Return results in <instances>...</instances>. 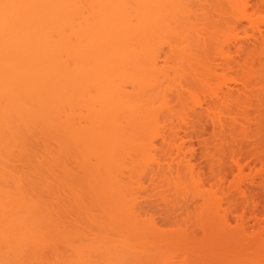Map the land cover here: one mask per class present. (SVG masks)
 Returning <instances> with one entry per match:
<instances>
[{
  "label": "rangeland",
  "instance_id": "rangeland-1",
  "mask_svg": "<svg viewBox=\"0 0 264 264\" xmlns=\"http://www.w3.org/2000/svg\"><path fill=\"white\" fill-rule=\"evenodd\" d=\"M127 1H128L127 2L128 4L129 0ZM136 1L138 2H136L135 4L136 5L137 3L139 4L140 1L139 0H136ZM250 1L253 6L256 3H259L261 1L264 2V0H250ZM228 3L229 2H227V0H193V3H191L192 4L191 8L193 9L192 13L193 12H194L193 14L196 13L195 15H198L197 16L198 20L199 19L200 20L198 21V20L191 19L190 16L187 17V20L188 18L190 20L188 21L185 20V22L187 21V23H185L186 26L184 25L183 27V25L181 24V22L184 24V20L179 22L182 25L180 27H182L181 29L183 30L182 32H180L182 33L180 37L179 36H177V38L175 37L176 40H173L174 38L173 39L169 38L170 40L172 39L171 41L176 42L174 43L175 45L178 44L177 47L181 43L178 49L182 47V43L185 40L184 38L188 39L187 42L190 43V46L187 43L189 46L187 48V51L190 48L189 52L192 53V54L190 53L189 58L188 57L186 58L188 61L184 58H183L184 59L183 61L182 57L180 58V55L178 54L181 51L177 53V56L176 54L174 55L173 53L171 54L169 50L170 47L167 44L168 41H166V45L164 44L165 43L164 40L166 39L161 40L164 42H160V43L150 42L156 45L146 47V45H144L145 39L148 40V37L150 38L154 36V34L145 36V39L143 37V40H140V42L143 41L141 43L137 42L139 41V39H137V41L134 40L137 43V46L140 47L139 54L141 53V55L143 56V58L142 56H140L141 57L140 63H144L146 66L150 62V60L152 61V58L148 56L149 53L151 55L153 53L154 55L152 56L154 57L153 59H156L155 56L157 55V57L161 59L160 62H163L165 59L167 60V56L173 55L172 57H170V59L172 58V60L164 61L166 63L163 64V67L161 66L159 68L160 73H162V75L164 73L165 81L163 80L162 75H160L162 79H160L159 76L158 78L155 76V78L160 79L161 83H165L164 85H166V82L170 80L169 82H167L170 87H167L168 86L167 85L165 88L166 90L168 88V91H169V88H172V90L170 89L169 91L170 93H172L173 91L175 92V88L178 87L177 85L176 87H174L173 85L174 82H176V84L179 82V77H178V81L176 80L177 76L181 75L180 76L181 78H185L188 75L187 77L189 78H185L184 79L185 81L183 79H180V80H183L185 83H188L187 82L188 80L192 82V83L189 82L190 86H188L191 88H188V87L187 88L188 90L191 89L193 90V92H195V95H196L195 101L192 99L190 100V98L188 99V97H186L188 99L186 100L187 104L185 101L186 98L184 99L183 102L178 103V101L180 100L178 96L176 95L177 98L176 97L172 98L171 104H170L172 106L169 107L170 105L169 103L167 104L166 102L167 100L164 101L162 97L159 100H158L159 98L158 97L157 101L154 98L155 101L158 103H156L150 97L147 100H144L143 97L140 99L141 101L137 99H136L137 101L133 100L132 97L135 99V97L137 98L138 96V95L134 96L136 92H134V95H131L130 100L132 102L135 101L133 102V105H136V107L138 106V109H139V105H141L140 110L144 109L143 108L144 106H146L145 108L152 107L154 109H157L155 111L153 109L154 112L157 111L159 115L161 114V118H162L161 120L159 118L160 116L157 113L155 114L153 113L154 115H152L153 119L159 118L160 120V122L156 125L155 128L152 129L151 127L152 135L154 136L152 137L151 135L152 139L159 137L158 139L161 140L162 136L170 137L173 134V132H175L174 133L175 135L176 133L178 135L179 132L182 133V129L180 128L181 122L179 120V117L181 115H184L182 113H185V112L187 113L188 111L190 115H194L193 117L191 116V119H192L191 125L193 123L194 126L192 125L191 129L188 131L193 136V137L190 136V138L192 139V140L190 139L191 141H195L196 143V141L198 142L200 140L202 142L198 144L199 147L196 146L197 150L195 149L197 152L195 153L196 156L197 155L199 156V157L197 156V158L199 159L198 160L199 162H196L195 164L197 163L198 165L200 164L199 165L200 170L204 171L207 175L208 183L206 184V187H205V191L207 190L205 193L209 194V196L211 195L210 196L211 203L210 202L209 203L211 205L212 204H215V205L223 204L224 208H227L229 207V205H232L233 207H235V209L237 208V210H235L236 212L233 210L234 208L233 209L231 208L232 207L231 206L229 210L230 209L231 211L233 210V213L227 210V212H230V214L227 213L228 216L221 215L220 218L217 217L218 219H216L215 217V220L211 218L210 220L207 218L210 216L209 214L204 213L203 211L201 212L202 208L200 211L193 209L191 207V203H188V201H186L185 199L186 196L184 197V199H185V202L187 203H184V201H182L183 195L181 196L180 195L181 193H178V192H182V191L188 192L187 190L190 188V187L188 189L186 188L188 186L186 183H189L188 181L190 180L189 178H187L189 180L186 179V177L188 176V173L184 174L186 175L184 182L187 185V186L184 185L185 187L181 184V182L183 181L179 182L178 179H175V181L174 180L171 181L170 178L168 177L164 178L163 176H161L160 179L159 178L157 179L156 177H154L155 179L154 178L152 179L151 178L153 177L152 171H149V176L147 174L145 177L143 176L141 177L137 169V167L140 164L142 166V164H144L145 162H151V163L156 162L157 160L161 159L163 155L167 157L166 153L168 152L167 154L169 155L172 151H170V148L168 146L163 147L159 145H158L159 148L158 146L154 147L156 145L154 146L151 145V146H148V148L143 146L146 149L144 148L142 149L141 146H138L141 143H138L137 139L135 140V137L136 138L140 137L138 133L134 135V137L131 135V137L134 138L135 140L134 144L137 145L138 143V145L137 146L136 145L134 146V144L132 146L130 145L131 147H129V149L126 150V152L131 158V162L128 161V159L130 160V158H127L126 160L127 163L123 162L124 165L126 164L125 165L126 168L128 167L131 168V166H134L135 168L134 164H137V167L135 169H137L138 176L135 172L136 174L134 178L135 180H132V182H129L128 183L129 185L127 184L128 185L127 187H131V189L128 188V191L130 190L128 194L130 192H133L132 195L133 194L134 195L132 196L130 193L131 197L128 196L126 200H123V194H120L122 196V199H121L120 195L118 196L115 194L117 193L115 188H111L108 185H105L103 187L102 185L96 186V184L93 182L94 176L92 177L90 175V172H91L90 169L92 168L90 167V169H87L88 167L86 166L87 164L86 161H88V164L89 162L93 161L92 154L90 152H87L88 150L83 149L84 147L82 146H75L72 142L73 139L67 140L68 137L65 136L62 132H60V130L62 129L58 127L59 126L58 124H62L65 118H69L71 122H73V121H76V117H78V119L80 118L81 121H83L81 122L79 120V124L80 122L81 123L87 122L88 121V119L86 118L87 113H84L86 111H83V112L81 111L82 113L80 111L72 112L73 114L71 115L74 116L75 118L74 119L72 118L73 116L69 115L70 114L69 111L66 110L67 111L66 113L65 110L61 109L60 110L61 121H57L55 123L56 121L55 119H54L55 121L53 119L49 121L46 120L47 122L46 124L45 121L40 119L43 117V116H40L41 115L40 109L34 108L33 109L34 114H29L28 118H26V120L23 121L25 122L26 125H24V123H21V122H19L21 123L19 124L16 120H10V118L7 119V126L4 125V127H5V131H7V133L9 132L10 133L6 134L5 132H3L4 136H2V138L5 137L4 143H7V146L11 145L10 146L11 148L15 146V142H18L19 145H17L18 148L17 146H15L16 147L15 151L14 149L12 151L10 147H9L10 149L8 148L6 149L5 147L4 148L2 147L3 148L2 149L0 147L1 151L4 150V152H0V154L6 153L4 155L5 160H6V155L11 153L9 154V158H7V162L3 163V161H5V160H2L4 159V156L1 157L2 159L0 160H2V163L0 161V165H1L0 170L3 175L6 173V170H7V176L5 175L4 177H6L7 180L10 181V185H11V186L9 184L7 185L11 187V190H10V187H7L8 189L7 191L15 192L16 190H13V188L16 189L19 183L21 182L20 183L21 192L23 190L22 186L23 188L25 187L26 191L28 192V196H27V192H25V189L23 190V193L20 192L21 194L25 193L24 194L26 195L25 200L21 199L19 194H18L19 199H16V200H19V202L23 200L21 203L27 201L25 202V204H28L27 198L29 197L30 199H33L32 202H34L32 203L31 200H29L30 205L32 204L35 205V203L37 202V204L34 206V209L39 206H42L44 208L41 211L38 209H35L36 210L35 211L34 209L31 210L33 206L30 207L29 205V207L27 208H30L31 211L29 210V213L33 212L32 214L33 216L27 213L28 210L27 211L25 210L27 208L25 209L20 208V211L23 209L26 211V214L29 215L27 216L23 212L24 217H22L21 212L20 211L18 212L19 210L18 208L23 207V206L19 204L21 206H18L17 208L18 210L16 211V208L14 210L13 206H11L12 205L11 201L13 198L10 199L12 195L10 198H8L10 199V203H11L10 206L12 208L11 209L7 208V212L13 209L14 211L13 210L12 211L14 212V215L11 213V211H9V214L11 213L10 214L11 219H10L9 218L10 215L7 213L8 222H7L6 231H7V235L8 236L10 235L11 237H13L14 240L13 238L7 236V240H6L7 244H4L5 241L0 244V250L2 252L3 250H6L5 252L0 253V254H3L2 256L0 255V264H80V262H82L85 259L84 257H81L83 256V254L81 256L79 255L81 254V252H83L84 254L88 253V255L89 253H91L94 255V256L92 255L93 258L96 257L99 259V260L96 259L97 261H95L94 260L95 258L93 259L92 257H90L95 261L93 262V264H116L117 260L113 261L115 260V258L113 257L117 256L115 255V253L119 251V250H116V247L117 249L119 247V249L123 250L120 253H122L124 257H129V261L126 262V264L128 263L129 264H153L151 263L153 260L151 261L150 259H152L151 257L154 255L157 256V259H156V256L153 257V259L155 258L157 260L156 262H154L156 264H264V243L261 242L262 243L261 245L260 242H255L256 240L255 241L247 240L248 242L247 241L244 242L241 240V237L243 236L242 233H244L245 231L244 232L242 231L241 234L239 232L240 229L241 230L246 229L247 232L248 230L251 231L253 235L256 232L259 233L261 231H264V37H262L260 34L254 35L253 33L255 32H252L249 28L247 29L248 25L247 23H245V21H242L243 18H241V16L239 15L240 13L238 14L237 12L236 14L238 15H235L234 13L232 14L233 8H231L232 9L231 10ZM136 5H133V6H136ZM254 10L257 12L255 6H254ZM253 11L251 10L250 14L253 15L254 14ZM233 12H235V10H233ZM238 16L240 19L237 18ZM256 16L257 18L260 17V19L262 20L261 23L262 25H264V10L259 11L257 15L255 13L254 18ZM191 20L193 22L197 21V24L192 22L193 29L196 33L192 32L193 30H191V27H192V24L190 23ZM238 20H241L240 22H242L243 26H239V27L237 26L238 27L237 29L233 26L235 23H233V25L231 23L234 21H238ZM228 21L231 23L229 24ZM227 23L230 25V27ZM161 24L162 22L160 23V25ZM194 24L197 26L194 27L195 26ZM158 26H159V23L157 27ZM176 26L178 28L179 25L177 24ZM174 27H175V24H174ZM248 30H250L251 32ZM230 35L231 36L238 35L239 38L244 41L243 42L244 46L241 52L239 51V49L235 47H231V48L228 47L229 42L226 39H228V36ZM156 37H154V39ZM235 38H238V37H235ZM177 39H178V42H177ZM202 39H204L205 42H203ZM231 39H234V38L231 37ZM170 40H169V44L170 43L173 44L172 42H170ZM135 42H133V44L136 45ZM230 42H233V41H230ZM163 44L166 48L162 46ZM199 44H201V46ZM133 46L130 49V51H132L133 49V53L131 52V54H134L135 52L134 50L135 48H133ZM149 47L150 49L154 47L156 50L154 49V51L151 50L148 52V50H150ZM220 48H223V49H220ZM215 49L217 52L215 51ZM217 49H220L219 52H221V50L222 52L224 51L225 54L218 53ZM193 55H196V56H193ZM229 59L231 60L234 59L233 60L234 62L229 63L230 61ZM198 62L201 63L199 65L203 64L204 67L203 66L198 67L199 66L197 65ZM144 64H142V66H144ZM175 64L178 66V67L175 66L176 70L173 68ZM161 68L164 69V71L161 72L162 70ZM198 68H200L202 72ZM126 73L128 74V76L126 74L127 76L126 78H129V80L135 77L134 74H132V72L130 73L133 76H129V72H126ZM133 73H136V72H133ZM177 73L178 74L180 73V74L178 75ZM139 74H138V77L140 78H142L141 75H144V73L141 75ZM165 75H167L168 78ZM146 76L144 75V77ZM144 77H143V80H144ZM129 87L130 86H128L127 90L132 91V89H130L131 87L130 88ZM160 87L162 88V86ZM230 89H233L231 91H234L233 95H236V98L235 96H230L232 98L231 99L229 98V94L232 93L231 91H229V94H228V90ZM235 90L237 91V93L235 92ZM238 90L240 92L239 94H238ZM225 95H226V99H225ZM70 99H73V98H70ZM142 99L144 100L145 103L143 102ZM161 99L165 103L162 102ZM186 105L188 106L186 107ZM161 106L168 107L169 110H167V108L165 109V107L163 110V107ZM171 108H173V110ZM76 109L78 110V108ZM159 109L160 111H158ZM196 109L198 111H196ZM162 110L164 111V113L162 112ZM170 110L172 112H170ZM49 111L50 109L47 110V112ZM38 112H40V115L38 114ZM157 115L159 117H157ZM184 116H186V114ZM35 121L36 123L37 122L42 123L43 121V123L46 124L44 125L45 127H48L49 125L48 122H52L50 124L55 128V130L54 128L52 130L50 128H45L44 126H43L44 129H43L41 126L43 130L39 128V131L41 129L42 132L41 133L39 132L37 134L36 132H38V130H36L37 127L35 125L36 124ZM58 122H61V123H58ZM30 123H35V124L32 126V124ZM75 124H78V123L75 122ZM51 125L49 126L51 127ZM104 127L101 126L100 131L105 133L106 131H102L103 129H106ZM107 128L111 131L112 127L109 128L108 126ZM2 130H4V128ZM116 130H112V131H115L116 133L118 132ZM153 130H155V132ZM123 132L117 133L119 134L118 137L120 139L123 137V136L121 137V134L122 135L126 134V131H123ZM128 132L130 133V131ZM144 132L146 133V131ZM191 132L192 133L194 132V133L192 134ZM108 133H110L111 136L112 134H114V132L112 133L108 132ZM131 134H132V131H131ZM66 135L68 134L66 133ZM176 136H174L173 138H175ZM180 136H184V134L182 133L178 137ZM9 137L12 140L10 139V141H7L8 139L6 140V138H9ZM114 137L115 135H113V138ZM131 137L129 138L131 139ZM195 137H197V139ZM130 139H127L125 141L128 142L130 141ZM180 139L181 137L178 140ZM180 141L178 143H180ZM187 141H189V138ZM114 142H116V140H114L113 143ZM43 143H45L46 145ZM21 145H24L25 148L24 149L22 147L19 148V146ZM111 145L115 146L116 144H111ZM114 148L115 147H113L112 149L113 151H114ZM21 151H23L24 153L22 152L21 154ZM85 152H87L86 153L87 155L90 154L89 155L90 161H89V158L87 160V157H86L87 155L84 154ZM173 158L175 159L176 156H174ZM171 160L172 159H169L167 163H171L172 161H173L172 164L177 163L175 162L176 159L172 161ZM6 163H7V166H6ZM3 164H5V166ZM123 164L121 163V165ZM107 165L103 166L104 170L110 169L111 165L110 166H107ZM124 165L121 166V169L125 168ZM78 167H81V168L77 169ZM82 167L86 168L85 172ZM112 167L114 166H111V168ZM117 167L120 170V167L119 166ZM114 170L116 169H113L112 171L114 172ZM124 171L126 172L125 169ZM157 176L159 177V175ZM4 177H1V179L3 180H0V181L4 182L6 180ZM13 177L15 179L16 177L17 179H19L18 181L17 179L15 180L18 183L17 187L15 184L16 182L13 181ZM167 178L171 182L168 181ZM151 179L155 181L153 182ZM9 181H6V183H9ZM11 181H13L12 183L14 182L15 183L12 184ZM177 183L178 184L180 183V186L182 185L183 188H179V185ZM242 185L255 190V192L253 194H250V196L247 199H243V197L239 195L234 196V193L235 195H237L236 192H238L237 190H239V188ZM133 187H136V188H133ZM137 187H140V188L138 189ZM178 189L182 191H179ZM190 189H189V195H192L190 193L193 191H191ZM147 190L149 193L147 192ZM18 191L20 190L18 189ZM11 192H9V194ZM177 193L181 197H179ZM106 194L107 195L113 194V196L112 198L111 196H109L111 199L109 197L107 199ZM185 195H187L188 199L191 197V196L188 197L187 193ZM21 197L23 198V196ZM135 197H136V200H135ZM113 198H114V201H112ZM109 199L113 202L111 204V207L106 206L107 204L105 203ZM190 199H189V202H190ZM16 200H13V202H15ZM122 200L124 202L129 200L126 203L127 204L129 203L128 206H130L129 208L131 209V211L129 209L128 210L130 212H133V214L136 213L134 217L132 218L131 217L130 218L121 217L120 218L121 216L120 214L122 213V210H124L125 207H127V206L124 207L123 205L124 202ZM131 200H134V201L132 202ZM19 202L17 201L16 204L13 203V205L15 204L17 207V203ZM104 203L106 205H104ZM102 204L104 205V207ZM115 204H117L118 206H116ZM187 204H189L188 208H187ZM8 205L9 203L7 204V206ZM133 205H136V206H133ZM211 205L208 204L206 206H211ZM100 206L103 208H101ZM39 208L41 209V207ZM93 208L95 210L99 208L101 211L102 209L105 208L103 212H101L103 216L101 214L95 216L94 213H91L94 210ZM186 208L189 211L186 210ZM91 209L93 210L91 211ZM208 209L209 208H207V210ZM128 210H125V211L128 212ZM133 210H135V212ZM184 210L186 211L185 213H184ZM187 211L188 213L190 212L188 215H187ZM16 212L20 213V215L17 213L19 215V217L18 215L16 216L17 218L14 217L16 215ZM99 212H96L95 214ZM183 213L187 216L185 215L183 216ZM100 216H102V218H104L105 220H108L109 222L107 221L108 223H105L104 219L101 220L99 218ZM105 217H108V218H105ZM19 218L20 220L21 219L23 220V221L21 220L23 223L22 222L20 223L19 221H17V219ZM95 219H98V221ZM122 219L124 220L122 221ZM99 220L101 221L99 222ZM110 220L112 221L110 222ZM217 220H220V221H217ZM98 222L105 223L103 224V227H106L107 225L106 230H105L106 233L109 234L112 232L113 235L114 233L116 234V236H114V240L116 241L112 240L113 242L111 241L109 242L107 240V243L109 242L112 244L110 246L111 247L110 250H107L110 244H106L104 242L105 246L103 245V247L108 246L106 248L107 251H110L108 252V254L112 255L114 253L115 256L113 255V257L107 256L108 258H105L106 257L105 254H107V251L106 252L104 251L105 249L102 250L105 252L104 254L105 256L101 253L100 254L98 253L99 251L98 249L100 248L102 249L103 247L102 246L98 247L95 245L97 242L96 240H94V238L95 237H96L95 239L98 238L95 232H99L98 234L102 233L101 236L99 235L100 237L104 236L102 237L103 239L99 237L101 241L104 240L105 237L106 238L108 237V236H105L104 234L105 232L103 233L104 231L103 227H102L103 231L98 229V226H99ZM155 223L158 228L152 229ZM19 224L21 225L24 224V225L20 226ZM134 225L136 227H134ZM138 225L143 226V227L146 226L147 228H148L147 225H149V229L146 228L149 231L144 230V232L146 231L145 234L142 233L143 231L140 233L139 231L141 229L140 228H139L140 230L138 229ZM23 226H25V228ZM132 227H134L135 229ZM197 227L200 228L201 232L204 231V229L207 230V232L206 231L203 232V236L207 235L206 238L208 242H210L209 240L211 241L217 240V236L218 234H220L219 231H222L226 228H232V229H235V231L236 229L237 230L239 229V230L238 232L231 234V236L229 235L230 236L229 238L227 236L229 240L228 239L225 240V237L223 238L220 237L222 238L220 240L222 241L225 240V241L223 243L221 241L220 244H218L219 246L214 247V248L213 246L211 248H206L207 245L204 243V238H202L203 243L201 241H198V243L196 244L198 246H195V244L193 246L191 243V245L188 244L187 246L185 245L181 247V246H178L179 243L176 244L177 242H179V240H183V241L185 240L184 238H186L187 230H190L189 233L193 234L194 231L199 230ZM99 228H101V226ZM27 229L29 230V232ZM143 229L144 228H142V230ZM15 230L18 233L14 232ZM3 231L4 230H2L1 232L2 233L5 232V236L4 234L2 235L6 237V231L4 232ZM155 231H156V234H155ZM162 231H163V235L165 236V238L166 239L168 238V240L170 239L169 242H171V244H173V246L176 247L175 249L171 246L174 249L173 251H172V248H171V251H169L165 247L166 246L165 243H167L168 240L166 241L165 239L166 242L164 243L163 242L164 238H162L163 239L162 242L164 244L160 242L161 237H164V236L159 235L160 233L162 234ZM90 232L93 233V234L91 233V236H90ZM189 233H188L189 238L187 237L186 239H190L191 235H189ZM23 234L26 237H24L21 243ZM82 234L85 235V237H86V234H88L87 239L89 238L91 245L90 243L88 244L86 242L87 246L85 247V243H84L85 240L86 241H89V240L83 239L85 237H83ZM150 234H152L151 236H154L153 238L157 237L158 240L157 238L155 240L152 237H150ZM168 235L170 236V238ZM233 235L236 236V240H234L235 237ZM3 236H0V237L4 239ZM246 236L249 237L250 235H246ZM63 237L66 238L67 241L70 238L69 241L71 242L68 241L67 243V241L63 239ZM92 237H93V240H92ZM252 237H254V235ZM237 240H239L241 243L240 244L239 242L237 243ZM185 241L188 242L189 240H185ZM172 242H176V243H172ZM180 242L182 243V241ZM104 243H100L97 245H102ZM203 245H206V246H203ZM120 246L122 248H120ZM147 247H151V248H148L146 250ZM85 251H87V253ZM112 251L114 252L111 253ZM162 252H164V254H162ZM159 253L165 257V258L164 257L162 258L163 261L161 258L159 259V257L161 256L159 255ZM101 255H103L104 258ZM118 255H119V252H118ZM89 256H85V257L89 258ZM82 258L84 259L81 260ZM132 259L135 261L132 262L131 261ZM122 264H125V263H122Z\"/></svg>",
  "mask_w": 264,
  "mask_h": 264
},
{
  "label": "bare ground",
  "instance_id": "bare-ground-1",
  "mask_svg": "<svg viewBox=\"0 0 264 264\" xmlns=\"http://www.w3.org/2000/svg\"><path fill=\"white\" fill-rule=\"evenodd\" d=\"M139 1H140L139 4L137 3V5H136L135 3L138 2L136 0L135 1L131 0L132 3L129 0L128 4H127V2H128L127 0H0V147L1 148L5 147L6 149L11 148L10 147L11 145L7 146V143H4L5 137L2 138V136H4L3 132H5L6 134L10 133V132L7 133V131H5V127H4V125L7 126V119L8 118H10V120H16L18 123L21 122V123H24V125H26L25 122H23V121H25L26 118H28L29 114H34V111H33L34 108H39L41 111V115H40V112H38V114L40 116H43L40 119L45 121V123L47 124L46 120L49 121L51 119H53V120L55 119L56 120V121L54 120L55 123L57 121H61V114H60L61 109L65 110V111L66 110L69 111L70 116H73L71 114H73L72 112H74V111L75 112L86 111L84 113H87V115L85 114L86 118L88 119L87 122L81 123L83 121H81L80 118L78 119V117H76V121H73V122H71V120L69 118H65L63 120L62 124H58L59 125L58 127L60 129H62V130H60V132H62L65 136L68 137L67 140L73 139L72 142L75 146H82V147H84L83 149L88 150L87 152H90L92 154L93 164H92V162H89V164H88V161H86L87 162L86 166L88 167L87 169H90V167L92 168L90 170H91V172L93 171L92 172L93 175L91 174V172H90V175L92 177L94 176L93 182L96 184V186L102 185V187H103L105 185H108L111 188H115L116 192H117L115 194L118 196L120 194H123V200H126V198H128V196H130V193H131V195L133 193V192H130L128 194V192L130 191V190L128 191V188L131 189V187H127V186L129 185L128 184L129 182H132V180H135L134 178H135L136 174L138 176L137 169H138V172L140 173L139 175H141V177L142 176L145 177L147 174L149 176V171H152L153 172V174H152L153 177H151L152 179L154 177H156L157 179L158 178L160 179L161 176H163L164 178L168 177V178H170L171 181H173V180L175 181V179H178L179 182L183 181V182H181V184L183 186L188 185L186 187L187 189L189 187L192 188V189L189 188L191 191H193L190 193L192 195H189V189L187 190L188 192H185V191L183 192L182 190L178 189L179 191H182L184 193L183 194L182 192H178V193H181L180 194L181 196L183 195V198H182L183 200L182 199L181 200L184 201V203H187V202H185V199H186V201H188V203H191V207L195 210L200 211L202 208L201 212L203 211L204 213H207L210 215L209 217H207L208 219L211 218V219L215 220V217H216V219H218L221 217V215L228 216L227 213L230 214V212H227V210L231 211V209L229 210V208L232 205H229V207L224 208L223 204H217V205H215V204L211 205L210 204L211 203L210 202V196L211 195L209 196V194L205 193L207 191V190L205 191V187H206V184L208 183L207 175L204 171L200 170V168H199L200 164L199 165H198V163L195 164L196 162H199L198 161L199 159L197 158L198 155L196 156V154H195V153H197L196 152V150H197L196 146H198V144L202 143V142L199 140L198 142L196 141V143H195V141H191L192 139L190 138V136L191 137H193V136L190 134V132L188 130H190L192 125H193V123L191 125V120H192L191 116L193 117L194 115H190L189 111L187 112L189 114H187L186 112L185 113L180 112L184 115L186 114V116L181 115L179 117V120L181 122V125L180 124L179 125H180V128L182 129V133L184 134V136H180V137L183 141L181 139H180L181 141L178 140L180 138L178 136L180 134H182L179 131H178L179 132L178 135L176 133L177 136L174 134L175 132H173V134L171 135L172 138H171V136L170 137H165V136L163 137L162 136L161 140L158 139L159 137H156L157 138V140H156V138L152 139V137H154V136L152 135L151 127H152V129L155 128L156 125L160 122V120L162 119L161 114L159 115V113L157 111L154 112L157 109H154L152 107H151L152 108L151 109L148 107L149 105L147 106L148 108H145L146 106L142 105V106H144L143 107L144 109L140 110L141 105L138 104L139 105V109H138V106L136 107V105H133V102H135V101L132 102L130 100L131 95H134V92H136V94L134 96H137V95L138 96H137V98L135 97V99L132 97L133 100H136V99L140 100L142 97L144 100H147L150 97L152 100L155 101V99H156V101H157L158 97H159L158 100L162 97V99L164 101L167 100L166 102H167V104L169 103V105L171 104L172 98L176 97V95L178 96V98L180 100V101H178V99H177L178 103L183 102L186 97H188V99L190 98V100L191 99L194 101L196 100L195 92H193V90H191V89L188 90V88H191V87H188V86H190V84H189L190 80H188V81L186 80L188 83L184 82L185 78H189V77H187L188 75L186 77L184 76L185 78H181L180 77L181 75L177 76L176 80L178 81V77H179V82L177 84H176V82H174L175 84L173 83V85H174V87H176V85L178 87L175 88V92L173 91L172 93H170L169 91H170V89L172 90V88H169V91H168V88H167V90L165 88L167 85H168L167 87H170L169 84L167 83L170 80L167 79L168 81L166 82V85H164L165 83H161L160 79H162V78L160 75H162V73H160V69H159L161 66L163 67V64L166 63L164 61L172 60V58L170 59V57H172L174 54H176V56H177V53H179L180 51L182 53L180 52L178 55H180V58L182 57L183 61L187 57L189 58V55L191 52H189L190 48L187 51V48L190 46V43L187 42L188 39L184 38L185 39L184 40L181 37L185 41V42L183 41L182 47H180L182 49H180V48L178 49V47L180 46L181 43L177 47L178 44L175 45L174 43H176V42L171 41V40L173 38H174L173 40H176L175 37L177 38V36L180 37V35L182 34L180 32L183 31L181 29L182 27H180V26H182V25H183V27H184V25L186 26L185 23H187V21L190 20L189 18L187 20V17L190 16L191 19L198 20V17H197L198 15H195L196 13L193 14L194 12L192 13L193 9L191 8V5H192L191 3H193V0L192 1L189 0V2L191 1L190 3L188 2V0L187 1L186 0H139ZM227 2H229L228 4L230 6V9L233 8V10H235V12H233V10L231 9L232 14L234 13L235 15H238L240 13L239 15L241 16V18H243L242 21H245V23H247V25H248L247 29L249 28L252 32H255V33H253L254 35L260 34L262 37H264V25H262V23H261L262 20L260 19V17L257 18V16L254 18L255 13L257 15V13L259 11L264 10V2L261 1V2L256 3L254 5L257 12L254 10V6L252 5L250 0H227ZM133 5H136V6H133ZM251 10L252 11L254 10L253 15L250 14ZM237 12H238V14H236ZM197 14H199V13H197ZM237 18H239V16ZM229 19H231V18H229ZM183 20H184V24L181 22ZM185 20H187V21L185 22ZM172 21H174V22H172ZM176 21H178V22H176ZM240 21L241 20L234 21L232 23L229 21L228 22H229V24L231 23L232 25H233V23H235L233 26L238 29L239 26H243L242 22H240ZM161 22H162V24L160 25ZM179 22H181L182 25ZM192 22L193 21L191 20L190 23L192 24ZM158 23H159V26L157 27ZM176 23L179 25L178 28L176 26L177 25ZM193 23L197 24V21H195ZM236 23H238V24H236ZM174 24H175L176 28L174 27ZM172 25H173V27H172ZM196 26L197 25H195L194 27H196ZM159 27H160V29H159ZM229 27H230V25H229ZM191 30H193L192 32H195L193 29V24H192ZM250 30H248V31H250ZM198 31H199V29H198ZM150 34H152V35L154 34V36L150 37L151 40L149 37H148V40L145 39V36H148ZM230 36H228V39H226L229 42V46L228 45H226V46H228L230 48L235 47V48L239 49V51L241 52L243 49V46H244V44H243L244 41L242 39H240L238 35L237 36H234V35L231 36L234 39H231ZM143 37L145 39L144 45H146V47L152 46L156 42L160 43V42H164V41H165L164 44L166 45V41H168L167 44L170 47V48L169 47L168 48H169L171 54L173 53V55L167 56V60L166 59L164 61L162 60L164 62L163 63V62H160L161 59H159V57H157L156 54H155L156 59H153L154 58V57H152V56H154L153 53H152V55L149 53L148 56L150 58H152V61L150 60V62L147 64V66L144 63H140V61H141L140 56H142L141 53L139 54L140 47L137 46V43L134 40L137 41V39H139V41H137V42L141 43L143 41L140 42V40H143ZM154 37H156V38L154 39ZM235 37H238V38H235ZM169 38H172V39L170 40ZM164 39H166V40H164ZM237 39H239V40H237ZM161 40H164V41H161ZM169 40L173 44L170 43L171 44L170 45ZM202 40H203V42H205L204 39H202ZM229 40L233 41V42H230ZM133 42H135L136 45L133 44ZM150 42H154V43H150ZM177 42H178V39H177ZM181 42H182V40H181ZM187 43L189 44V46ZM164 44L162 46H164ZM199 45L201 46V44H199ZM132 46H133V48H135L134 49L135 52L137 50L138 53L134 52V54H131V52L133 53V49H132V51H130ZM136 47H138V48H136ZM202 47H204V46H202ZM149 49H150V47H149ZM154 49L155 48L153 47L152 49L148 50V52L151 50L154 51ZM220 49H223V48H220ZM220 49H217L218 53L223 54L224 51L222 52V50H221V52H219ZM224 50H226V49H224ZM141 51H143V50H141ZM185 51L188 54H186ZM215 51H216V49H215ZM215 51H214V53H215ZM181 54H182V56H181ZM193 56H196V55H193ZM168 57H169V59H168ZM142 58H143V56H142ZM160 58H162V57H160ZM229 60H228L229 63L234 62L233 61L234 59H232V60L229 59ZM142 64H144V66H142ZM199 64H201V63L198 62L197 65H199ZM175 66H177V65L176 64L174 65V67H173L174 69H175ZM200 66H203V64L199 65L198 67H200ZM198 69L200 70V68H198ZM201 69H203V68H201ZM162 71H164V69H162L161 72ZM200 71L202 72V70H200ZM126 72H129V76H133L132 74H134L135 77H133L129 80V78H126L128 76V74ZM130 72H132V74ZM133 72H136V73H133ZM143 73L145 76L146 75L147 76L144 77V75H141ZM126 74H127V76H126ZM138 74L141 75L142 78L138 77ZM155 76L157 78L159 76L160 79L155 78ZM162 76H163V80L165 81L164 73ZM165 76L167 77V75H165ZM143 77H144V80H143ZM145 78H146V80H145ZM180 79H183L184 81L180 80ZM171 81H172V79H171ZM190 83H192V82H190ZM126 84H128V85H126ZM128 86L131 87V88L130 87L129 88L132 89L133 92L131 90H130L131 92L127 90ZM160 86H162V88ZM231 90H233V89L228 90V94H229V91H231ZM231 92L232 93L229 94V98L230 99L232 98L230 96H235V98H236V95H233L234 91H231ZM235 92L237 93L236 90H235ZM239 93L240 92L238 90V94ZM69 97L73 98V99H70ZM138 97H139V99H138ZM227 98H228V96H227ZM162 99H161V101H162ZM188 99L186 98L185 101ZM198 99H199V97H198ZM225 99H226V95H225ZM144 100H143V102H144ZM164 101H162V102H164ZM156 103H158V102H156ZM186 104H187V101H186ZM178 105H180V104H178ZM171 106L172 105H170L169 107H171ZM187 106L188 105H186V107ZM161 107H163V110H164L165 106H161ZM76 108H78V110ZM166 108H167V110H169L168 107H165V109ZM49 109H50V111L51 110H53V111L47 112V110H49ZM153 109H154V111H153ZM171 109L173 110V108H171ZM197 109H196V111H198ZM163 110H162V112L164 113ZM67 111H66V113H67ZM158 111H160V109ZM170 112H172V111L170 110ZM190 112H192V111H190ZM81 113H79V114H81ZM153 113L154 114L157 113L160 116L159 117L157 115V117H159L160 120H159V118L153 119L152 118V115H154ZM166 113H168V112H166ZM72 118H74V116ZM79 120L81 121L80 124H79ZM43 121H42V123H40V122L36 123V121H35L36 124L30 123V124H32V126L34 124L36 125L37 128L36 127L35 128H36V130H38V132H36L37 134L39 132L41 133L42 130L44 129L43 126L46 125L43 123ZM75 122L78 124H75ZM21 123H19V124H21ZM39 123H40V125H39ZM50 123H52V122H48L49 125H51ZM58 123H61V122H58ZM49 125H48V127H45V126L44 127L50 128L53 130L54 127L52 125L50 127ZM41 126L43 129L41 128ZM101 126H103V127L105 126L104 128L107 129V130L103 129L102 131H106V132L108 131L111 133L114 132V134H112V136H111V134L108 132L107 133L101 132L100 131ZM108 126H109V128L114 127L115 129L111 128V131H110L107 128ZM98 127H99V129H98ZM3 128H4V130H2ZM39 128H41L42 130L40 129V131H39ZM97 129H98V131H97ZM54 130H55V128H54ZM112 130H116L118 132L115 133V131H112ZM21 131H23V130H21ZM123 131H126V134H128V135H126V134L122 135L121 134V137L123 136L122 137L123 139L122 138L120 139L118 137L119 134H117V133H122ZM128 131H130V133ZM131 131H132V134H131ZM144 131H146L147 134ZM153 131L155 132V130H153ZM133 132H135V133H133ZM66 133L68 135H66ZM137 133H138V135H140L141 138L135 137V140L137 139L138 143H141L140 145H138V143L136 142L137 145L141 146L142 149L144 147L148 148V146H151V145L152 146L156 145L154 147H157L159 145V146H163V147L168 146L170 148V151H172V152L169 155L167 154L168 153L167 152L166 153L167 157H165L163 155L162 158L157 160L156 162H153V163L145 162L144 164H142V166L140 164L139 165L140 167L138 166L139 168L137 167V164H134L135 168L137 167V169H135L134 166H131V165H130L131 168L128 166H127L128 168H126L125 167L126 164L124 165L123 162L127 163L126 162L127 158H130V156L128 155L126 150H128L129 147H131L135 143V140H134V138L131 137V135L134 137V135H136ZM196 133H198V132H196ZM129 134H130V136H129ZM113 135H115L114 138H113ZM151 135H152V137H151ZM155 135H156V133H155ZM173 135L176 137L173 138L174 137ZM127 136H128V138H127ZM195 136H197V135H195ZM129 137H131V139H133L134 141L131 140ZM118 138H119V140H118ZM142 138H144V139H142ZM188 138H189V141H187ZM195 138L197 139V137H195ZM10 139H11L10 137L6 138L7 141H10ZM127 139H130V141H128V142L125 141ZM14 140H16V139H14ZM112 140L113 141L116 140V142L113 143ZM16 141H18V140H16ZM179 141H180V143H178ZM43 144H45V143H43ZM66 144H68V143H66ZM111 144H116V145L114 146ZM17 145H19V143L15 142V146H17ZM135 145L136 144H134V146ZM15 146H13V148H11L12 151H13V149L15 151V148H16ZM159 146H158V148H159ZM21 147L23 149L25 148L24 145L19 146V148H21ZM110 147H112V148H110ZM113 147H115L116 149L118 148V149L116 150L114 148V151H113L112 150ZM17 148H18V146H17ZM144 149H146V148H144ZM0 152H4V150H2V151L0 150ZM7 152H8V150H7ZM22 152L23 151H21V154H22ZM87 152H85L84 154H86ZM5 154L6 153H3V154L1 153L0 159H2L1 157H3ZM9 154H11V153H9ZM9 154L6 155V160H5V156H4V159H2V160H5V161H3V163L7 162V158H9ZM89 155L90 154H88L86 156L87 160L89 158ZM174 156H176L175 159L177 161L173 158ZM169 159L175 160V162H177V163L172 164L173 163L172 160H171L172 161L171 163H167L169 161ZM2 160H0L1 163H2ZM89 161H90V158H89ZM128 161L131 162V158H130V160L128 159ZM121 163L124 165L125 168L124 167L123 168L126 170V172L124 171V169H121V166H123V165H121ZM107 164H109V165H107ZM3 165L5 166V164H3ZM106 165L107 166L111 165L114 167L111 168V166H110V169L104 170L103 166H106ZM196 165H198V166H196ZM6 166H7V163H6ZM117 166L120 167V170L118 169ZM166 166L168 169L166 168ZM0 167H1V165H0ZM79 168H81V167H78L77 169H79ZM83 169L85 172L86 168H83ZM105 169H106V167H105ZM113 169H116L117 172H116V170H114V172H113L112 171ZM165 171H167V172H165ZM135 172H136V174H135ZM185 173H188V176L186 177V179L187 178L190 179V180L187 179V180H189L188 181L189 183H186L187 185L184 182L185 176H186V175H184ZM5 175L7 176V170H6V173L4 175L2 174V172L0 170V176L4 177ZM157 175H159V177ZM1 177H0V180H3V179H1ZM14 177H13V181H15L17 179V177H16V179ZM4 178L6 179V180L4 179L5 180L4 182L0 181V234H1L0 236H3L2 234H4V236H5L4 231L7 230V222H8L7 215L9 214V211H11V213L14 215L13 211L15 210V208H16V211L19 209L18 210V212H19L20 208L25 209V208L29 207V205H30L29 200H31V202L33 200V199H30L28 197L27 198L28 204H25V202H27V201L23 202L24 204L21 203L23 200L26 199V195H24L25 193L21 194V193H23V190L25 189V187L23 188V186H22L23 190L21 192V186H20L21 182L18 185V183L15 181L16 183L15 182L14 183L16 184V187H17V185H18V187L16 189L13 188V190H16V191L15 192L14 191L13 192L7 191L8 190L7 187H10L11 185H10V181L7 180L6 177H4ZM167 179H166V181H167ZM18 180L19 179H17V181ZM170 180L168 179V181H170ZM6 181H9V183H6ZM13 181H11V183ZM14 183H12V184H14ZM8 184L10 186H7ZM178 185H179V188H183L182 185L180 186V183ZM133 188H136V187H133ZM137 188L139 189L140 187H137ZM186 188H184V189H186ZM18 189L20 191H18ZM10 190H11V187H10ZM145 191H144V193H145ZM237 191H238V192H236L237 195H235V193H234V196L239 195V196H242L243 199H247L250 196V194H253L255 192L254 189L248 188V187L243 186V185ZM9 192H11V193L9 194ZM25 192H27L26 189H25ZM147 192H148V190H147ZM178 193H177V195L179 197H181ZM186 193L188 194V197L191 196L190 198L192 200L189 198L190 202H189V199L187 198V195H185ZM14 194H15V196H14ZM18 194H19L20 198L23 199L22 201L20 199L21 202H19V200H16V199H19ZM107 194H109V193H107ZM107 194H106L107 199L109 196H111V198H112L113 194L112 195H107ZM7 195H8V197H7ZM11 195H12V197H11ZM140 195H141V193H140ZM21 196H23V198ZM27 196H28V192H27ZM102 196H101V198H102ZM185 196H186V198L184 199ZM8 198H10V199L13 198L11 201L12 205L10 203V199H8ZM110 199L105 202L107 205L105 203H104V205L111 207V204L113 203L112 201H114V198L112 201ZM121 199H122V196H121ZM131 199H133V198H131ZM13 200H16V201L13 202ZM135 200H136V197H135ZM137 200H138V198H137ZM17 201L19 203H17V207H16L15 204ZM116 201H117V199H116ZM127 201H129V200H127ZM127 201H125V202L123 201L124 207L127 206L128 208L125 207L124 210L120 209V210H122V213L121 212H120L121 214L119 213L121 215L120 218L121 217H126V218L131 217L132 218L136 214V213L133 214V212H130L131 209L129 208L130 206H128L129 203L128 204L126 203ZM131 201L133 202L134 200H131ZM191 201H193V202H191ZM8 203H9V205L7 206ZM13 203H15V204L13 205ZM32 203H34V202H32ZM166 203H167V201H166ZM19 204H21L23 207L18 208V206H21ZM36 204H37V202L35 203V205ZM208 204L211 206H206ZM10 205L13 206L14 210L12 209L13 211L9 210L7 212V208L8 209L12 208ZM25 205H26V207H25ZM35 205H33V204L30 205V207L33 206V208H31V210L34 209ZM104 205H103V207H104ZM115 205L118 206L117 204H115ZM120 205H121V203H120ZM188 205L189 204H187V208H188ZM114 206H112V207H114ZM133 206H136V205H133ZM39 207H41V209ZM39 207H37L35 209H38L41 211L44 208L42 206H39ZM103 207H101V208H103ZM131 207H132V205H131ZM105 208H107V207H105ZM187 208H186V210H188ZM207 208H209L210 210L208 209L209 210L208 211ZM231 208L232 209L234 208L233 209L234 211L237 210V208L235 209V207H233V206ZM93 209H91V211ZM98 209L99 208H97V210L94 209L95 211L93 210L91 213H94L95 216L100 215V214L103 216V214L101 212H103L104 209H102V211L99 209L100 212ZM181 209H182V207H181ZM203 209H205V210H203ZM25 210L26 211L28 210V212H27L28 214H30V215L33 214V212L29 213L30 208H27ZM25 210L22 209L20 211L22 214V217H24L23 212L25 215H27ZM125 210H128V212ZM206 210H207V212H206ZM233 210L231 211V213H233ZM124 211L127 213H125ZM133 211L135 212V210H133ZM136 211H138V210H136ZM188 211H187V215L190 213V212L188 213ZM259 211H260V209H259ZM18 212H16V215L14 217H16L18 214L20 215V213H18ZM96 212H99V213L95 214ZM185 212L186 211L184 210V213ZM184 213H183V216L185 215ZM204 213H202V214H204ZM13 215H12V217H13ZM19 215H18V217H19ZM187 215H185V216H187ZM27 216H29V215H27ZM102 216L99 217L101 220L104 219V218H102ZM9 218L11 219V215ZM25 218H23V219H25ZM105 218H108V217H105ZM225 218H227V217H225ZM190 219H191V217H190ZM21 220H20V218L17 219V221H19L20 223L23 221V220L22 221ZM95 220L98 221V219H95ZM101 220H99V222ZM123 220L124 219H122V221ZM107 221L108 220L104 219L105 223L109 222V221L108 222ZM111 221L112 220H110V222ZM217 221H220V220H217ZM99 222H98V225H99L98 229L103 231L102 229L104 228L103 233L105 232L104 233L105 236H108V237L104 238V240L106 239L105 241L104 240L101 241V239H103L102 237H104V236L100 237L102 235V233L100 232L101 234H98L99 232L94 231L96 236H98V238L95 239L96 238L95 237L94 240H96L97 243L95 242L96 243L95 245L98 247H100V246L103 247V245L105 246V243L110 244L109 248H107L108 247L107 246V247H103L102 249L101 248L98 249L99 251L101 250L100 252L98 251V253L99 254L101 253L104 255L107 250H110V248H111L110 246L112 244L109 242L110 241L113 242L112 240H114V236H116V234L114 233V235H113V233L111 232L112 234L109 233L111 235L110 236L105 231L107 225H106V227H103V224H105V223H103V222L99 223ZM186 224H188V223H186ZM19 225L22 226L24 224H22V225L19 224ZM149 225H147L148 228L146 226L143 227V226L138 225V229L139 228L141 229V230L139 229L140 230L139 232L141 233L143 231L142 233L145 234L146 231L144 232V230L149 229ZM25 226H23V227L25 228ZM100 226H101V228H99ZM201 226H203V225H201ZM134 227H136V226L134 225ZM134 227H132V228H134ZM141 227L144 229L142 230ZM157 228L158 227L155 223V225L153 226L152 229H157ZM198 229L199 230L194 231L193 234L189 233L190 230H187L186 238L187 237L189 238L188 233H189V235H191V237H190V239H186V238H184V239L189 240L188 242H186L185 240H184L185 242L183 240H179V242L176 241L177 243L176 242H172V243H176V244L179 243L178 246H181V247L185 246V245L187 246L188 244L191 245V243L193 246H194V244H195V246H198V245H196L198 243V241L202 242L203 241L202 238H204V243L207 246L206 245H203V246H206V248H211L213 246V248H214V247L219 246L218 244H220V242L222 241L220 239L225 237V240H227L231 236V234L236 233L239 230V229L238 230L236 229V231H235V229L226 228L222 231H219V233L221 235L218 234V236L219 235L220 236L219 237L217 236V240H215V241L209 240L210 242H208L207 238H206L207 235L203 236V232L204 231L207 232V230L204 229V231L201 232L200 228H198ZM2 230H4L3 231L4 233L1 232ZM27 230H25V231H27ZM100 230H98V231H100ZM147 231H149V230H147ZM151 231H153V230H151ZM156 231H155V234H156ZM242 231L247 232L246 229L245 230L240 229L239 230L240 234L242 233ZM14 232H17V231L15 230ZM14 232H12V233H14ZM28 232H29V230H28ZM245 232L242 233V235H243L242 236L243 238L241 237L242 241L246 242L247 240L248 241L249 240L250 241L256 240L255 242L264 243V231H261L259 233L256 232L255 234H253L254 237H252L253 235H252L251 231L248 230L247 233H245ZM91 233L92 232H90V236H91ZM21 234H20V236H21ZM88 234H86V237H85V235L82 234L83 237H85L83 239H87ZM151 235L152 234H150V237L153 238L154 236H151ZM159 235L164 236L163 231H162V234L160 233ZM246 235H250V236L248 237ZM7 236L8 235H7V231H6V237H4V239L2 237H0V239L3 240V241L0 240L1 241L0 244L4 241H5L4 244H7V241H6ZM227 236H228V238H227ZM233 236L235 237L234 240H236V236L235 235H233ZM8 237H11V236L9 235ZM22 237L23 238L21 240V243H22L24 237H26V236L23 234ZM220 237H222V238H220ZM250 237H251V239H250ZM11 238H13V237H11ZM156 238L157 237H155L153 239L156 240ZM162 238H164V241H163L164 243L168 240V238L166 239L165 236L161 237V239H160L161 241L160 240L159 241L162 244H164L162 242V240H163ZM169 238H170V236H169ZM63 239L66 240V238H64V237H63ZM69 239H68V241H69ZM72 239H73V237H72ZM165 239H166V241H165ZM13 240H14V238H13ZM87 240H89V238ZM92 240H93V237H92ZM107 240L109 241L108 243H107ZM157 240H158V238H157ZM169 240L167 241V243H169V244L165 243L166 246L164 245L166 247V249H168L169 251H171L172 247L176 249V247L173 246V244H171V242H169ZM68 241H67V243H68ZM114 241H116V240H114ZM180 241H182V243ZM224 241H222V243ZM69 242H71V241H69ZM86 242L89 244L90 240L89 241L85 240V242H84L85 247L87 246ZM238 242H239V244L241 243L239 240H237V243ZM100 243H104V244L97 245ZM262 243H261V245H262ZM90 245H91V243H90ZM92 247H94V246H92ZM106 248H107V250H106ZM120 248H122V247L120 246ZM148 248H151V247H147L146 250ZM173 248H172V251L174 250ZM103 249H105L104 250L105 252L102 251ZM116 250H119L118 252H119L120 256L118 255V252L115 253V255H117V256H115L113 253L114 251L111 252V253H113L112 255L108 254V252H110V251H107L108 255L105 254L106 255L105 258H108L109 256L113 257V255H114L115 257H113V258H115V260H113V261L117 260L116 264H119V263H121V264L125 263L126 264V262L129 261V257H124L122 255V253H120L123 250L119 249V247H118V249L116 247ZM163 250H165V249H163ZM5 251L6 250H3V252H5ZM21 251H22V249H21ZM87 251H85V252L87 253ZM145 251H144V253H145ZM3 252L1 251L0 253H3ZM82 254H83V256H81ZM162 254H164V252H162ZM169 254H170V252H169ZM0 255L2 256L3 254H0ZM79 255L81 257L85 258V259L84 258L81 259V260H83V259L84 260L82 262H80V264H82V263L83 264H93V262L99 260L96 257H94L95 258L94 259L93 258L94 255L91 253H89V255H91V256H89L88 253L84 254L83 252H81V254H79ZM84 255L89 256V258L92 257L95 261L92 258L89 259L88 257H85ZM103 255H101V256L103 257ZM159 255H161V254L159 253ZM80 256H78V257H80ZM154 256H156V255H154ZM154 256H152L151 257L152 259H150V260L151 261L153 260L151 263L156 264L154 262L157 261L156 260L157 256H156V259L155 258L153 259ZM122 257H124V258H122ZM163 257L164 256L161 255L159 257V259L160 258L162 259ZM135 260L132 259L131 261L134 262ZM162 261H163V259H162ZM99 263H100V261H99Z\"/></svg>",
  "mask_w": 264,
  "mask_h": 264
}]
</instances>
